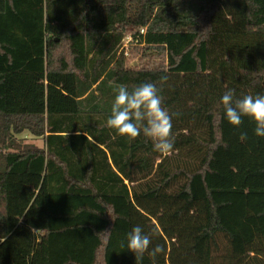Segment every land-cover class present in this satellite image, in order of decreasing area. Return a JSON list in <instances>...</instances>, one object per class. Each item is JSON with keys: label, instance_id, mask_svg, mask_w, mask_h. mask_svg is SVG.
Listing matches in <instances>:
<instances>
[{"label": "trees", "instance_id": "obj_1", "mask_svg": "<svg viewBox=\"0 0 264 264\" xmlns=\"http://www.w3.org/2000/svg\"><path fill=\"white\" fill-rule=\"evenodd\" d=\"M0 264H264V0H0Z\"/></svg>", "mask_w": 264, "mask_h": 264}, {"label": "rangeland", "instance_id": "obj_2", "mask_svg": "<svg viewBox=\"0 0 264 264\" xmlns=\"http://www.w3.org/2000/svg\"><path fill=\"white\" fill-rule=\"evenodd\" d=\"M145 45L140 44L137 40L134 39L132 34H127L123 47L120 50V53H125V56H129L127 58H130L132 55V52L135 54H138L137 58L131 60V65L139 67L141 65L140 57L143 53L141 48H143ZM126 53L130 54L127 55ZM17 138L22 141L23 145H32L36 147H44L45 139L43 137H36L32 135L29 131L17 135Z\"/></svg>", "mask_w": 264, "mask_h": 264}, {"label": "built area", "instance_id": "obj_3", "mask_svg": "<svg viewBox=\"0 0 264 264\" xmlns=\"http://www.w3.org/2000/svg\"><path fill=\"white\" fill-rule=\"evenodd\" d=\"M146 29H142L141 33L145 35Z\"/></svg>", "mask_w": 264, "mask_h": 264}]
</instances>
